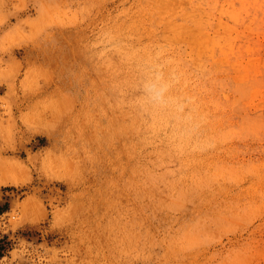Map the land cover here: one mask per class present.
<instances>
[{"label": "rangeland", "instance_id": "1", "mask_svg": "<svg viewBox=\"0 0 264 264\" xmlns=\"http://www.w3.org/2000/svg\"><path fill=\"white\" fill-rule=\"evenodd\" d=\"M0 167V264H264V0H0Z\"/></svg>", "mask_w": 264, "mask_h": 264}, {"label": "bare ground", "instance_id": "2", "mask_svg": "<svg viewBox=\"0 0 264 264\" xmlns=\"http://www.w3.org/2000/svg\"><path fill=\"white\" fill-rule=\"evenodd\" d=\"M145 81V80H144ZM144 81H142L143 82V84H145L144 86H143V89H144V91L146 92V90L145 89H147L148 87H150V86H147V85H149V84H146ZM145 86L147 87V88H145ZM152 89V88H151ZM149 90L147 89V92H148ZM114 92V91H113ZM151 92L152 91H150L148 94H150L149 96H151ZM152 95H153V92H152ZM109 96V95H108ZM117 97V96H116ZM109 98V97H108ZM116 100H118V98H115ZM115 101V100H114ZM119 103V102H118ZM140 109V108H139ZM138 111V110H137ZM141 112V111H140ZM13 113V112H12ZM138 113V112H137ZM141 114V113H140ZM136 115V114H135ZM137 117V116H136ZM134 124V123H133ZM112 126V125H111ZM1 168V167H0ZM0 171H2V169H0ZM5 171V170H4ZM9 172V171H8ZM2 173V172H1ZM4 175V174H3Z\"/></svg>", "mask_w": 264, "mask_h": 264}]
</instances>
